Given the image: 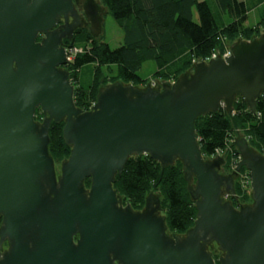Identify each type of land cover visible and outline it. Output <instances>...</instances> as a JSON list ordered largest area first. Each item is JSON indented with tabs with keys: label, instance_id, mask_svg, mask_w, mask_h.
<instances>
[{
	"label": "water",
	"instance_id": "1",
	"mask_svg": "<svg viewBox=\"0 0 264 264\" xmlns=\"http://www.w3.org/2000/svg\"><path fill=\"white\" fill-rule=\"evenodd\" d=\"M106 12L97 0H0V264H215L212 253L218 264H264V153L234 137L239 160L223 175V159L202 156L195 130L199 117L222 108L232 115L237 97L255 113L264 100V31L236 38L172 83L107 84L83 111L63 41L85 23L99 37ZM52 123H63L70 149L58 165ZM142 155L161 170L182 164L196 209L183 235L167 233L157 193L135 211L113 189L128 159ZM241 169L251 203L235 206Z\"/></svg>",
	"mask_w": 264,
	"mask_h": 264
},
{
	"label": "trees",
	"instance_id": "2",
	"mask_svg": "<svg viewBox=\"0 0 264 264\" xmlns=\"http://www.w3.org/2000/svg\"><path fill=\"white\" fill-rule=\"evenodd\" d=\"M97 1L122 31V43L111 49L108 44L90 37L88 27L78 30V36L67 43L74 49V54L65 69L74 86L75 106L83 111L93 105L100 87L118 81L141 86L146 64H152L156 79L172 83L194 64L215 54L223 55L229 41L258 37L260 29L245 23L251 8H264V0ZM85 65L94 68L93 81L88 88L77 86L76 82L78 71ZM40 119L41 113L36 111L35 120ZM62 128L63 123H52L49 129V154L55 165L67 159L70 152L62 139ZM195 130L204 158L224 151L229 144L232 148L236 131L244 132L243 138L247 139L251 149L262 148L264 100L256 101L252 114L243 99L237 97L232 115L222 108L216 114L199 117ZM232 155L237 158L238 152L234 150ZM89 184L87 179L85 187ZM113 189L123 204H129L135 211L143 209L148 194L157 193L170 235H183L194 225L196 209L187 193L179 161L161 170L160 165L148 156H132L123 172L115 177ZM247 198L250 201V195ZM235 202L241 203L237 194L233 204ZM212 256L218 264L219 254L212 253Z\"/></svg>",
	"mask_w": 264,
	"mask_h": 264
},
{
	"label": "rangeland",
	"instance_id": "3",
	"mask_svg": "<svg viewBox=\"0 0 264 264\" xmlns=\"http://www.w3.org/2000/svg\"><path fill=\"white\" fill-rule=\"evenodd\" d=\"M261 9L262 7L251 8L248 14L247 21L245 23L246 26L260 29V34L261 32L264 31V19H263L264 8L262 10ZM95 39L101 43L108 44L111 49H115L119 47L120 44L122 43V31L115 24V22L108 13L104 14V28H102L100 36ZM69 56L73 58V55H69ZM192 67L186 73H188L192 69ZM153 73H154V67L152 66V64H146L142 72V75L144 77V83L138 87L140 88H143L145 86L156 87L159 85L167 84V82L156 79ZM93 75H94V68L92 65L83 66L81 70L78 71V76L76 80L77 86H80L82 88H88L92 84ZM234 137L243 138L245 137V134L242 131H236L235 134L233 135L232 142L234 141ZM232 142H231L233 146L232 148L231 145L229 144L224 151L221 152L218 151L213 157L205 158V159H211V158L214 159L218 156L221 157L224 162L219 171L223 175L231 174L235 167V162L239 160V155H237V158H234V156L232 155L234 150L237 151L236 147L233 145ZM255 147L256 149L252 148L254 152L264 153V147L262 148L258 146ZM248 173L249 172L247 170L242 169L241 172L234 178V187H235V195L237 194L239 202L250 204L251 198L249 201L247 197L248 195H250L251 190L250 187L248 188L246 185V182L249 177Z\"/></svg>",
	"mask_w": 264,
	"mask_h": 264
},
{
	"label": "flooded vegetation",
	"instance_id": "4",
	"mask_svg": "<svg viewBox=\"0 0 264 264\" xmlns=\"http://www.w3.org/2000/svg\"><path fill=\"white\" fill-rule=\"evenodd\" d=\"M76 11H77V13H78L80 16H82V10H81V9L76 8ZM62 23H63V22L60 21V22L58 23V26L61 25ZM84 27H88V24L85 23V24L83 25L82 28H84ZM82 28H81V29H82ZM81 29H77V30L75 31L74 36H73V39H75V38L78 36L77 32H78V30H81ZM40 39H41V36L38 37L37 41H40ZM73 39H72V40H73ZM71 42H72V41H71ZM63 43H64V46H65V47H68V46L70 45V44H69V45L67 44L68 41H66V40H64ZM235 164H236V162H235ZM234 168H235V167H234ZM241 170H242V169H241ZM241 170L237 173V175L241 172ZM233 171H234V169H233ZM233 171H232V172H233ZM221 174H222V173H221ZM237 175H236V176H237ZM236 176H235V177H236ZM235 177H233V178H235ZM233 200H234V199H233ZM234 201H235V200H234ZM234 201H233V202H234ZM237 204L245 205V204H249V203H242V202H241V203H237V202L234 203L235 206H236Z\"/></svg>",
	"mask_w": 264,
	"mask_h": 264
},
{
	"label": "built area",
	"instance_id": "5",
	"mask_svg": "<svg viewBox=\"0 0 264 264\" xmlns=\"http://www.w3.org/2000/svg\"><path fill=\"white\" fill-rule=\"evenodd\" d=\"M73 54H74V49L72 48L71 45H69L68 46V54H67V58H68L69 62L72 59L69 55H73ZM246 185H247L248 188L250 187V179H249V177H248V180L246 182Z\"/></svg>",
	"mask_w": 264,
	"mask_h": 264
}]
</instances>
